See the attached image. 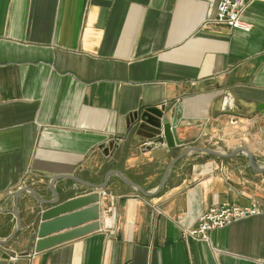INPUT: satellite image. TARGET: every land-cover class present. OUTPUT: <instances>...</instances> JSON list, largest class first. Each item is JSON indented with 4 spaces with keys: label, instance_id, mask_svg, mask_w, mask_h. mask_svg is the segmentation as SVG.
I'll return each mask as SVG.
<instances>
[{
    "label": "crops",
    "instance_id": "obj_1",
    "mask_svg": "<svg viewBox=\"0 0 264 264\" xmlns=\"http://www.w3.org/2000/svg\"><path fill=\"white\" fill-rule=\"evenodd\" d=\"M218 3L0 0L1 239L16 226L12 194L26 186L49 198L56 174L102 184L117 170L151 192L190 146L243 147L264 166V0L245 8L248 31L215 23ZM150 107L180 108L182 146L151 137L141 119ZM55 187L64 200L100 195L97 217L52 220L36 252L43 208L21 194L22 229L0 245V264H264V171L244 152H190L153 196L116 174L106 195L68 179ZM223 203L262 213L206 240L183 236Z\"/></svg>",
    "mask_w": 264,
    "mask_h": 264
},
{
    "label": "water",
    "instance_id": "obj_2",
    "mask_svg": "<svg viewBox=\"0 0 264 264\" xmlns=\"http://www.w3.org/2000/svg\"><path fill=\"white\" fill-rule=\"evenodd\" d=\"M223 109L230 110L229 101L225 100ZM257 109L264 110V103H260ZM178 111H180V108L178 107H176L172 113H170V111L165 107L164 108L150 107V108H146L144 112L141 113L142 121L151 128L150 131L151 137H156V139H159L160 141L159 143L166 144V146L169 148L182 146V142L179 140L177 136V129L179 128L180 122L182 120V118L178 116ZM135 117H137V114L135 115ZM150 141H155V139L154 140L152 139ZM143 147L147 149L152 148L150 145H146ZM190 152H204L218 157H232L237 153L244 152L249 160L250 166L253 169L259 172L264 171V166L262 167L256 166V160L254 156L246 148L239 147L232 150L229 153H222L210 148L190 146L187 147L181 154L174 157L168 163L160 184L157 186L155 190L151 192L144 191L141 187H139L137 184L127 179L120 171L117 170H111L107 172L105 174L104 182L102 184L88 182L71 174H56L47 181V190L50 192L49 198L46 199L40 198L36 190L26 186L19 188L12 194V198L14 200V207L12 209V213L16 218V226L13 229V231L9 234V236L3 239L0 238V245L8 244L10 241L13 240L16 234L20 232V230L22 229V221L20 215L17 212L18 200L21 194L29 193L34 198V200L38 204H40V206L43 208L40 214L41 226L38 229L36 235L37 239L35 243L36 244L35 251L38 252L42 250V248L44 247V243H46L42 239L47 234L52 232L53 229H55L54 226H52L50 223L52 220L65 217L69 214L72 215V218H76V220L78 219V221H81L80 219L83 216H85L86 218L88 217L90 219H93L96 218L98 215V207L92 204L99 200L100 195L96 193H92L84 196L75 197L69 200H64L63 193L58 192L55 187V184L58 180L68 179L92 189L103 190L106 187V183L109 175L116 174L126 185L135 188L136 190H138L139 192H141L146 196H153L164 187L168 177V172L170 168L173 166V164L179 159L189 154ZM66 192L67 191H65V193Z\"/></svg>",
    "mask_w": 264,
    "mask_h": 264
},
{
    "label": "built area",
    "instance_id": "obj_3",
    "mask_svg": "<svg viewBox=\"0 0 264 264\" xmlns=\"http://www.w3.org/2000/svg\"><path fill=\"white\" fill-rule=\"evenodd\" d=\"M249 1L250 0H219L214 22L223 24L230 29L248 31L250 26L243 22L241 17ZM150 143L151 142L144 143V146ZM101 194L106 195V192L102 190ZM261 213L262 210L256 203L250 206H238L229 203L212 206L200 216L196 226L183 231V236L206 240L211 230L224 228L232 222Z\"/></svg>",
    "mask_w": 264,
    "mask_h": 264
}]
</instances>
